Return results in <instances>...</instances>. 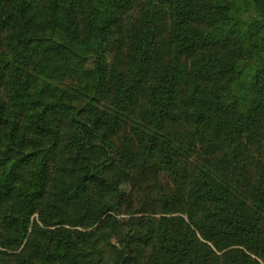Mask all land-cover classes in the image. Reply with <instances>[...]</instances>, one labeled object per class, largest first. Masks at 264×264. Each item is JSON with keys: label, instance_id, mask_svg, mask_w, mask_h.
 <instances>
[{"label": "trees", "instance_id": "1", "mask_svg": "<svg viewBox=\"0 0 264 264\" xmlns=\"http://www.w3.org/2000/svg\"><path fill=\"white\" fill-rule=\"evenodd\" d=\"M0 264H264V0H0Z\"/></svg>", "mask_w": 264, "mask_h": 264}, {"label": "rangeland", "instance_id": "2", "mask_svg": "<svg viewBox=\"0 0 264 264\" xmlns=\"http://www.w3.org/2000/svg\"><path fill=\"white\" fill-rule=\"evenodd\" d=\"M86 68L91 69L93 68V63L92 61L87 62L86 64ZM143 177V173H140L136 176L135 180L133 183L127 185L124 187L125 191H126V196L129 197L130 199L133 200V204L134 207H138L140 201L142 200L143 194L145 193L141 187V185H143L142 183H139L140 179ZM147 194V193H146ZM148 195L150 197L155 196V190L151 191L150 189H148ZM153 211V210H151ZM152 213V212H151ZM115 244V242H113Z\"/></svg>", "mask_w": 264, "mask_h": 264}]
</instances>
